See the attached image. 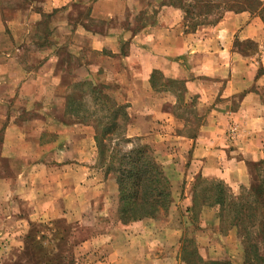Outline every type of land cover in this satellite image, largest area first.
I'll return each instance as SVG.
<instances>
[{
    "label": "crops",
    "instance_id": "0c3cea01",
    "mask_svg": "<svg viewBox=\"0 0 264 264\" xmlns=\"http://www.w3.org/2000/svg\"><path fill=\"white\" fill-rule=\"evenodd\" d=\"M11 1L0 0V264L19 259L31 223L80 221L84 213L99 222L105 201L118 204L116 186L92 180L97 131L69 112L77 83L129 103L126 135L152 146L173 195L191 190L199 175L235 192L250 185L248 161L264 158L259 13L226 11L189 30L172 5L156 6L144 22L152 10L144 0ZM185 201L191 205L192 193ZM157 223L120 227L121 241L109 226L88 241L89 251L104 254L103 264H138L140 254L172 246L173 230ZM171 250L180 255V237ZM232 262L242 263L243 252Z\"/></svg>",
    "mask_w": 264,
    "mask_h": 264
},
{
    "label": "trees",
    "instance_id": "16d2710c",
    "mask_svg": "<svg viewBox=\"0 0 264 264\" xmlns=\"http://www.w3.org/2000/svg\"><path fill=\"white\" fill-rule=\"evenodd\" d=\"M162 5L179 8L189 30L215 23L226 11L250 10L259 13L264 20L262 0H167L162 1ZM80 85L87 86L86 93L81 90L80 94L82 98L89 95L93 108L81 106L79 99L71 93L69 112L82 121L97 125L96 166L102 168L106 176L113 175L116 180L117 212L121 222L156 218L162 212H168L173 202V188L162 163L150 144L137 143L126 135L131 123L129 103L118 101L103 88L85 82L74 87ZM248 164L251 183L249 186L242 185L238 192L222 179L197 176L192 188V202L187 208L193 223L198 222L205 209H216L220 231L236 232L243 262L205 259L198 250L196 240L186 235L180 250L184 264H264V158L248 161ZM33 224L36 223H31V226Z\"/></svg>",
    "mask_w": 264,
    "mask_h": 264
},
{
    "label": "rangeland",
    "instance_id": "374dc122",
    "mask_svg": "<svg viewBox=\"0 0 264 264\" xmlns=\"http://www.w3.org/2000/svg\"><path fill=\"white\" fill-rule=\"evenodd\" d=\"M17 1H11V4L13 3V6H17L16 4L18 3L22 4L20 0ZM144 1H149L152 5V10L149 12L150 14L143 16V21L147 22L151 18L152 11L156 9L155 7L160 5L162 1L167 0ZM154 13L155 12H153V14ZM153 14L152 17L154 16ZM241 45H246L250 51L256 47L253 43H241ZM87 89L88 88L86 85H80L77 87L73 86L72 93L73 96L79 99V101L82 103L81 104L79 102L81 106L85 105L86 107L90 106L93 108V104L90 102L91 98L89 95L82 98L80 94L81 90V92L84 91L83 94H85ZM113 98L116 99L115 97ZM117 100L120 101L119 99ZM17 109L22 111L21 107ZM130 111L131 110L129 109V114ZM95 127L97 129V125H95ZM121 130H123V128H121ZM136 142L138 143L140 141L136 140ZM129 146L130 145L127 147ZM97 164L98 161H96L95 165ZM81 174L79 178L80 181L85 178V174ZM92 180H107L106 182L110 187L116 186L117 188V183L114 176H106L103 172V169L99 168L98 166H96ZM81 182L84 188H87L89 191L91 182ZM190 193H192V188L190 190L189 187L186 190L177 191L176 196L173 195V202L169 211L162 212L160 215L154 218L158 221L156 227L159 228L160 231L165 232V230H173L171 234V240H168L167 243H172L171 247L173 248L180 237L181 250L182 240L186 235H189L196 240L198 250L205 259H222L232 261L237 258L241 259L242 250H240L241 245L237 239L236 232L230 231L229 233H222L220 231L216 209H205V211L201 213L198 222H192L190 213L187 210L190 205L187 206V201H185V198H189ZM116 194L118 196V190ZM105 202L110 208L105 210L103 216H100L99 222H96L95 219H92L89 213H84L80 221H70L66 217H63L51 221L34 222L36 224L31 226L30 237L28 240L25 238V241L22 245L21 255L15 264H103L105 262V255L100 254V252L97 254L95 251L94 254H91V251H89V247H91V245L88 241H92L93 238L101 235L103 230L109 229V226L111 234H113L115 240L121 241L124 237V233H121L123 231L120 230V227H129L130 225H134L141 221L138 220L131 223L121 222L118 217L117 202L113 206H110L111 201ZM101 208H103V206H101ZM106 213H108L112 219H107V216L105 215ZM105 218L109 221V225H107V221H104ZM164 234L165 233L160 234L161 242H163ZM129 240L131 241V239ZM119 245L120 243L117 245V247ZM160 245V248L155 254H140V258L137 260L138 264H144L143 262L145 259L143 256H145V258H148V256H154V258L159 256V258H161L160 260L162 261L161 264H164L163 261H165V264H184L179 253L176 255L175 251L171 250V247H165L162 244ZM99 247L102 249V245Z\"/></svg>",
    "mask_w": 264,
    "mask_h": 264
}]
</instances>
